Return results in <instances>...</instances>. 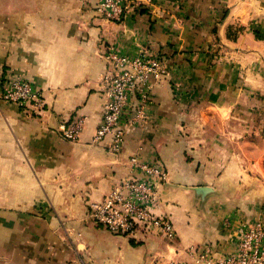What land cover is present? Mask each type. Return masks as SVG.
Wrapping results in <instances>:
<instances>
[{"label":"crops","instance_id":"1","mask_svg":"<svg viewBox=\"0 0 264 264\" xmlns=\"http://www.w3.org/2000/svg\"><path fill=\"white\" fill-rule=\"evenodd\" d=\"M98 0H0V264H193L233 249L240 227L264 224V0H137L119 20ZM148 50L168 74L121 152L94 141L109 50ZM40 90V114L5 102L15 77ZM84 123L70 141L60 126ZM159 164V213L176 236L118 235L90 205L128 174Z\"/></svg>","mask_w":264,"mask_h":264},{"label":"built area","instance_id":"2","mask_svg":"<svg viewBox=\"0 0 264 264\" xmlns=\"http://www.w3.org/2000/svg\"><path fill=\"white\" fill-rule=\"evenodd\" d=\"M138 4L137 0H98L95 12L101 18L119 21ZM107 59L110 69L100 80L106 103L93 140H108V151L118 155L124 143L125 117L132 99L135 106L128 124L143 123L153 84L166 76L168 70L163 58L143 48L134 56L109 50ZM1 99L36 115L44 107L40 90L30 78L23 76L15 77L4 87ZM83 123L84 119L78 117L61 124V135L70 141L78 140ZM166 176L159 164L146 163L131 156L128 174L120 178L102 201L90 205L92 221L118 235H146L158 231L169 240L174 239L176 233L172 222L166 213L158 212L162 198L157 182L165 181ZM169 264L182 263L171 261ZM193 264H264V224L258 221L238 228L231 251L197 253Z\"/></svg>","mask_w":264,"mask_h":264}]
</instances>
